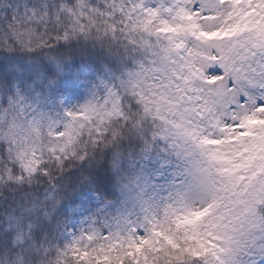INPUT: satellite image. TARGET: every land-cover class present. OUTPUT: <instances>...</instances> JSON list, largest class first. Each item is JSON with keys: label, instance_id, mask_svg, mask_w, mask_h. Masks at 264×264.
<instances>
[{"label": "snow or ice", "instance_id": "snow-or-ice-1", "mask_svg": "<svg viewBox=\"0 0 264 264\" xmlns=\"http://www.w3.org/2000/svg\"><path fill=\"white\" fill-rule=\"evenodd\" d=\"M0 264H264V0H0Z\"/></svg>", "mask_w": 264, "mask_h": 264}]
</instances>
